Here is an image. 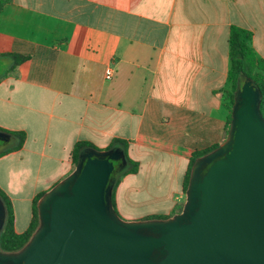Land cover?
Segmentation results:
<instances>
[{"label": "crops", "instance_id": "crops-1", "mask_svg": "<svg viewBox=\"0 0 264 264\" xmlns=\"http://www.w3.org/2000/svg\"><path fill=\"white\" fill-rule=\"evenodd\" d=\"M5 1L0 129L26 135L0 156L15 232L27 231L34 199L75 170L81 142L104 152L120 140L138 163L114 191L121 220L181 213L192 155L227 140L230 29L247 32L264 61V0Z\"/></svg>", "mask_w": 264, "mask_h": 264}, {"label": "water", "instance_id": "water-1", "mask_svg": "<svg viewBox=\"0 0 264 264\" xmlns=\"http://www.w3.org/2000/svg\"><path fill=\"white\" fill-rule=\"evenodd\" d=\"M239 97L232 138L193 167L181 213L121 220L108 184L122 153L89 150L39 200L26 246L0 251V264H264V120L257 90L246 84ZM4 218L0 201V232Z\"/></svg>", "mask_w": 264, "mask_h": 264}, {"label": "trees", "instance_id": "trees-1", "mask_svg": "<svg viewBox=\"0 0 264 264\" xmlns=\"http://www.w3.org/2000/svg\"><path fill=\"white\" fill-rule=\"evenodd\" d=\"M5 0H0V11ZM249 34L238 28H231L229 33V60L230 68L227 73L226 87L223 89V98L226 103L227 118L225 123L227 139L232 138L233 125V107L240 99L241 88L249 84L258 94L257 108L259 114L264 120V61L256 56L253 49L248 44ZM0 132L8 136L7 141L3 142V148L0 151V156L6 155L20 149L25 142L26 135L24 132H11L0 129ZM219 146H213L204 151L196 152L192 155L188 165V169L184 175L182 191L185 194L191 172L198 160L211 152L215 151ZM95 149L88 143L75 144L71 151V160L76 167L81 162L85 152ZM107 150H118L122 153L123 162L118 161L114 165V170L110 175L109 192L110 205L114 209V191L121 177L127 174H135L138 171L139 165L132 161L127 156V146L125 142L113 140ZM205 170L201 173H204ZM43 194L38 195L32 203V220L26 232L17 234L14 230V214L11 202L6 194L0 189V201L4 209V224L0 232V251L3 253H17L21 251L31 239L34 232L39 227L37 205ZM167 218L160 216H152L144 221L166 220Z\"/></svg>", "mask_w": 264, "mask_h": 264}, {"label": "rangeland", "instance_id": "rangeland-1", "mask_svg": "<svg viewBox=\"0 0 264 264\" xmlns=\"http://www.w3.org/2000/svg\"><path fill=\"white\" fill-rule=\"evenodd\" d=\"M5 66H6V62L1 60L0 61V73L4 70ZM2 148H3V141L0 140V151L2 150ZM116 164H117V162H114V165H116ZM180 210H181V208H180Z\"/></svg>", "mask_w": 264, "mask_h": 264}, {"label": "built area", "instance_id": "built-area-1", "mask_svg": "<svg viewBox=\"0 0 264 264\" xmlns=\"http://www.w3.org/2000/svg\"><path fill=\"white\" fill-rule=\"evenodd\" d=\"M112 75H113V70L112 68H106L105 69V79L106 80H110L112 78Z\"/></svg>", "mask_w": 264, "mask_h": 264}]
</instances>
